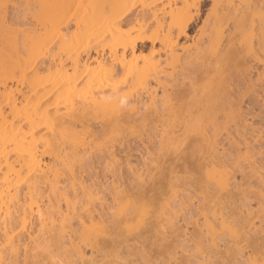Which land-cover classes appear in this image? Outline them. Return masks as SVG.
Masks as SVG:
<instances>
[{
  "label": "rangeland",
  "instance_id": "rangeland-1",
  "mask_svg": "<svg viewBox=\"0 0 264 264\" xmlns=\"http://www.w3.org/2000/svg\"><path fill=\"white\" fill-rule=\"evenodd\" d=\"M98 1L0 0V113L4 116L0 119V138L3 134L21 137L35 130V135L28 137L40 139L43 150L47 147L46 140L58 135L60 129V124L53 129L50 121L41 118L40 112L47 109L63 120L76 113L82 114L83 126L77 123L75 128L67 126L66 131L76 132L75 136L84 138L93 147L83 158H74L70 147L63 145L61 152L66 163L74 164V178L66 167L68 165L60 166L63 173L59 188L42 183L33 194V200L60 219L59 211L68 213L64 198L67 196L75 208L70 217L76 226L75 218L78 214H88L87 209L96 215V219L101 217L107 221V216L117 210L120 197L126 193L137 194L140 188L151 187L155 181L163 188L159 187L160 202L150 205V209L155 210L153 217L147 219L144 226L131 229L130 237L121 238L123 244L118 248L108 247L98 253L87 247V262L115 264L116 259L120 264L125 260V264H264V184L258 177L261 174L264 178V4L248 10L244 5L246 12L236 22L241 14L227 16L228 8L232 10L250 0H202L199 4L198 0H128L123 12L129 11L136 16L156 11L157 19L147 25L142 20H134L124 24L119 31L117 24L109 21L119 18L123 12L105 20L100 16ZM182 8L188 15L198 13L199 16L190 26L189 36L182 37L175 45L168 41L167 35L177 30L176 20L168 13ZM140 33L156 37L159 40L156 49H161V53L153 57L149 54L144 58L141 56L136 62L128 61L117 78L110 77V72L96 62L90 64L92 71L74 74L75 60L79 58L81 63L84 62L88 48H92V58L97 57L95 50L102 48L106 49L108 57L111 50ZM119 50L120 59L121 48ZM36 62L37 65H32ZM92 76L94 82L91 87L86 86L87 79ZM158 76L167 93L183 89L185 98L165 96L156 83ZM251 83L255 86L251 87ZM114 86L120 93L129 94V105L139 106L140 100L149 104L147 93L157 90L156 108L145 111L148 118L142 109L132 122L134 127H126L118 136L107 127L114 114L100 110L98 104L92 103L103 95L102 89L105 94H110ZM255 89L258 104L254 102ZM226 93L241 94V97L222 103L216 96ZM170 107L178 111L179 119H168ZM238 108L247 121L246 133L251 142V147L242 146L240 151L229 148L226 139L227 134L234 133L239 125L240 117L234 118ZM214 115L216 120L212 118ZM200 132L218 136V151L225 149L230 155L227 169L234 175L229 186L232 193L238 194L236 184L244 183V171L254 165L259 168L260 173L249 179L250 186L245 195H237L225 213L229 225L235 226L241 235L250 228H253L250 236L254 231L259 233L260 251L253 252L252 247H248L242 251L233 248L225 253L235 241L229 237L218 240L221 253L211 245L205 216L222 232L219 219L216 221L213 217L215 193L222 196L227 191L216 192V184L208 180L204 171H191L196 160L207 161L214 156L205 149L196 153L193 160L188 158ZM176 139L182 143L177 151L180 160H174L176 156L170 144ZM109 148L113 155L109 154ZM50 156L44 158L46 163H53L54 158ZM173 161L177 167L170 174L168 170ZM184 162L190 175L185 172ZM156 166L161 167L160 172ZM171 175L177 178L172 180L170 187L166 180ZM190 176L202 180L200 185L187 181ZM73 181L77 182L74 187ZM172 187L178 192L174 199L171 198ZM28 196L22 183L20 203L26 200L30 203ZM167 201L171 202L170 212L160 216L162 205ZM245 216H249V220L242 229L239 218ZM165 217L167 220L162 222ZM163 223L165 229L160 226ZM35 228L36 235L38 223ZM49 230L42 238L56 234V226ZM79 232L76 230L73 236H78ZM198 240L200 250L196 246ZM22 243L20 264H57L60 260L82 264L76 252L70 249L67 236H56L39 247L32 244L30 262L23 260L28 237ZM118 257L122 261H118Z\"/></svg>",
  "mask_w": 264,
  "mask_h": 264
},
{
  "label": "bare ground",
  "instance_id": "bare-ground-1",
  "mask_svg": "<svg viewBox=\"0 0 264 264\" xmlns=\"http://www.w3.org/2000/svg\"><path fill=\"white\" fill-rule=\"evenodd\" d=\"M184 1L186 2L187 0ZM201 1L202 0H198L197 3L199 4ZM263 4L264 2L262 0H250L246 3L243 2L241 4H238V7L232 10L229 7V12H227L226 15L229 16L235 14V17H238V15L241 14V16L235 20L236 22H239L243 18V14L246 12V10L243 9L244 5H246V8L248 10L254 7L258 8ZM97 5L101 9V18L109 20L115 14L123 12L122 9L128 5V0H99L97 2ZM168 16L176 20L177 30L170 31L167 35V38L168 41L176 45L182 37L189 36V28L199 16V14L197 13L194 16L188 15L185 12L184 8H182L177 9V11H170L168 13ZM156 19V11L138 14L136 16H133L129 11H126L123 12L119 18H114L109 22L116 23L117 28H115L121 31V28L124 24L131 23L134 20H142L143 23L147 25L148 23L150 24ZM158 42L159 40L156 37L140 33L136 35L132 40L121 43L120 46H117L116 48L111 50L110 54L108 55L110 59L106 57L107 53L105 48H102L100 51L95 50L97 57L93 58L90 54L92 48H88L86 51L87 58L84 62L81 63L79 58L75 60L74 74L81 75V73H85V71H92V67H90V64L91 62H96L98 66L110 72V77L117 78L120 71H122L126 67L128 61L131 60L136 62L139 60V58H141V56L144 58L148 54L150 57H153L156 54H160L162 50L156 49V44ZM119 48H121L122 55L120 59L118 58V54L120 51ZM128 54L130 55V59H128ZM32 65H37V62ZM137 76H140V73ZM93 82L94 77H89L86 81V86L91 87ZM156 83L163 89V93L165 94V96L173 95L176 99L180 98L181 100L185 98L186 91L183 89H173L171 93H167L166 86L161 81V78L159 76L156 78ZM74 85L76 87L77 82H75ZM250 86L254 87L255 84L251 83ZM104 90L105 89H102L103 95L98 99H94L92 103L95 105L98 104L100 106V110L104 109L114 114V116H110V119L107 122V127H110L111 130H114L117 136L120 135V133H122L124 129H126V127H134V124H132V122L136 121L135 117L137 114L142 113V109L144 110L145 114V111L147 113V110L149 112L151 108H156L157 106L156 89H152V91H149L146 95L150 98L149 104H147L143 100H140V106L138 104L129 105V103H127L129 94L120 93L119 88L116 86L112 87V92L110 94H105ZM229 93L216 97H220V99H218L221 100L222 103L224 100H226L227 102H232L236 97H238V100L239 97H241V94L232 96ZM255 93L256 99L254 100V102L258 104L259 96L256 89ZM166 102L170 103L169 100H167ZM237 112L238 115L234 116V118L237 116L240 117V120L238 121L239 125L237 126L234 133L231 132L227 134L226 139L229 148H233L235 150L239 149L240 151V148L242 146H245L247 148L251 147V142L248 141L249 138L246 133V127L248 125L246 123L247 121L243 117L242 113H240V108L237 109ZM40 115L42 119L46 118L48 121H50L53 129L57 128L58 124H60V129L58 132L59 136L56 135L53 138L49 137L50 139L46 140L45 146L47 147H45L43 150L40 147L42 143L40 142V139H36L35 137L30 139L28 137L29 135L34 136L35 130L30 134L21 137L17 135L3 134L0 138V246H2L0 247V264L21 263L20 248L23 245L22 241L24 240V238L28 237L29 244H27L24 248L25 251L23 260L30 262L32 257V253H29V250L32 249L31 245L33 244L34 247H39L43 243H47L49 239L55 238L56 236H59L61 238L67 236L69 238L70 249L76 252L78 257L80 258L79 260H81V263L92 264L93 262L91 260L90 262H87L85 260V249L88 247L92 252L97 251L98 253H100L103 250L105 251L108 247H111V249L112 247H120L122 243L121 238H123V240L124 238L127 239V237H130L131 229L135 227L139 228L147 219L153 217L152 212H155V210H151L150 205H155L160 202L159 197L161 196V191H159V189L161 188V186L156 185V182L153 181L151 187L140 188L137 194H129L123 191V193H126V195H119L122 196L120 197V200L119 197L116 198L117 201L119 200L117 206L118 208L114 213L107 216V221H105V219H102L101 217L96 219V215H94L92 212H90V210L87 209L86 212H88V214H76L77 217L75 219L77 223L74 222L77 224L76 226L72 223L73 221L70 217V212L72 211V209H75L74 205H72L71 201L68 200V197L65 196L64 198L66 200L68 213L59 211L60 219L55 218L52 215V212L47 211L48 209L44 210L41 204L33 200V194L37 192L38 187H40L42 183H51L52 188L58 189L63 173L61 168L62 165H68L66 167L69 168L67 169L70 171L72 178H74V164L66 163V160L64 159L61 152V147L63 145H68L70 147L71 152H73V154L75 155L74 158H83L87 153L92 152L93 147L84 138L75 136L74 133L76 132L68 133L66 131L67 126L75 128V126L78 125L77 123L82 124L83 126L85 119L82 114L76 113L72 115L68 120H63L59 115L52 114L50 110L46 109L40 112ZM145 116L147 115L145 114ZM1 118L4 119L3 112L0 113V119ZM212 118L214 120L217 119L215 115ZM146 119H144L145 122ZM168 119L170 121L179 119L178 111L174 107H170V110L168 111ZM138 120L141 121V119ZM85 127L89 128L90 126L88 127V125H85ZM69 134H72L71 138L68 137ZM199 135L200 138H197V141L192 145V151L190 152L188 158L193 160V157L196 153L202 152L205 149L209 153H211V155L214 154V156L207 161H201L199 159L196 160L192 165L191 171H204L208 180L216 184V187L218 188L216 192H218V190H225L228 193V191H230V181L232 178H234V175H232L231 172L227 169L230 165V155L225 152V149L223 152L218 151L219 138L215 134H213L212 136H206V133L200 132ZM170 144L171 148L174 149L173 154H175L174 156H176L174 160H180L177 151L179 150L182 143L180 142V140L176 139V141L174 142H172L171 140ZM127 145H130V143L127 142ZM111 146L113 147V144ZM95 147L98 148L97 146ZM252 147L254 148V146ZM89 150L91 151L89 152ZM108 152L110 155L114 154V152L111 151L110 148L108 149ZM47 155H51L54 158L53 163H46L44 158ZM172 164L169 166L170 168L168 170L170 174H172L173 170L177 167L175 166V161H173ZM182 165L185 168L186 174L190 175V173L186 169L185 162ZM156 169L158 170V172H160L161 167L156 166ZM259 173L260 170L255 165L251 167L249 171H244V183L236 184V186L238 187V194L232 193L230 191L228 194L224 193L221 196L215 193V197L217 199L214 202L215 210L213 213V217L216 221L219 219L220 222L218 225L222 232L218 231L216 225L209 220L207 215L205 216V225L208 232L210 233L211 245L216 248L218 253H221V248L218 240H220V238L222 240V238L224 237H229L235 240L233 241V245L226 248L225 253H229V251L233 250V248L242 251L244 248L252 247L253 252L260 251L262 249L259 244V242L261 241V237H259V233L257 231H254L253 235L250 236V230L253 229L250 228V230L247 232L243 231L241 235V233L238 229H236L235 226L229 225V221L227 220L228 217H226L227 213H225L231 205V202H234L237 195H245V192L250 186L249 179L256 177ZM155 174L156 173H154L153 175ZM139 176L142 177V174ZM258 177L264 184V178L262 177V175L259 174ZM174 178L177 177L171 175L169 177V180H166V183L169 184L170 187L172 186L171 183ZM186 180L191 181V183H195V185H200L202 181L199 178L191 176L186 178ZM22 183L25 184V188L27 189V193L29 194L28 197H31L30 203H27V200L23 203H20L19 191L20 185ZM159 183H162V181H160ZM76 184V181L72 182L73 187ZM171 189V192L173 191L171 198L174 199L178 196V192L177 190L175 191L174 187H172ZM61 194L66 195L65 193ZM262 195L264 196V194ZM122 198H125L126 200ZM15 205H17V207ZM170 205V201H167L162 205L163 211L160 216L166 215L167 212H170ZM248 215L250 214L248 213ZM248 217L246 218L245 216L244 218H239L242 229L245 227L246 222L249 220ZM165 219L167 220V218L165 217L162 222ZM57 221L58 224L56 223ZM239 221H236L237 224L239 223ZM36 223L39 224V228L37 229L38 233L35 235ZM55 226L56 234H50L47 238H42L50 232L49 229ZM160 226L165 229V223ZM76 230L80 232L78 236L74 237L73 234ZM71 236H73V238ZM197 237H199V239L201 238L199 234H197ZM198 242L199 240L196 241V246L198 247V250H200V244ZM117 259L119 261L120 257H118ZM125 261L121 262V264H125ZM57 264L73 263H64L60 260ZM115 264H120V262H117L115 259ZM202 264L205 263L203 262Z\"/></svg>",
  "mask_w": 264,
  "mask_h": 264
}]
</instances>
